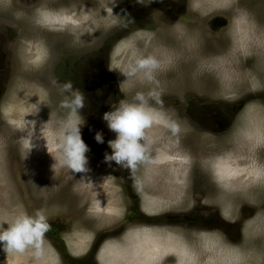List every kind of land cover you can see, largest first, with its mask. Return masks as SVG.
Instances as JSON below:
<instances>
[{"label":"rangeland","instance_id":"374dc122","mask_svg":"<svg viewBox=\"0 0 264 264\" xmlns=\"http://www.w3.org/2000/svg\"><path fill=\"white\" fill-rule=\"evenodd\" d=\"M211 1H199L201 9L198 0H0V224L6 229L15 216L37 211L51 224L39 260L31 248L7 254L0 247V264H132L125 256L141 251L145 237L161 228L180 234L178 244L197 241L199 249L201 244L207 249L212 243L221 245L218 264H264V0ZM42 9L63 17L66 11L72 19L45 21ZM251 13L259 17L254 21L258 28L253 24L248 32ZM123 17L129 21L124 29ZM173 17L184 20L173 25ZM223 18L231 19V25L218 27ZM235 18L241 23L238 40L233 29L234 40L228 33ZM157 47L179 56L187 49L190 62L181 58L178 64L173 58L160 63L155 74L160 79L151 85L139 75L129 79L121 73L139 56L157 58ZM227 49L238 51V61L224 55ZM218 56L225 57L219 61ZM69 81L85 97L79 116L73 117L82 119L81 137L89 148L87 171L81 173L58 163L60 122L69 115L60 107L66 95L60 85ZM153 88L162 102L150 101V107L168 111V120L159 117L155 123H165L162 137L145 136V159L135 169L105 162V154H111L108 142L116 134L107 127L104 113ZM97 132L103 143L96 142ZM254 133L256 137L250 135ZM171 141L182 148L175 151ZM239 156L247 160L245 167L257 171L245 172L244 178L228 175L226 169ZM183 160L184 182H178L185 189L177 195L164 179ZM103 192L115 207L110 202L101 209L95 206L96 195ZM138 202L144 213L135 211ZM113 207L112 216L105 212ZM186 209L190 219L175 217ZM176 237L172 233L169 238L175 242ZM166 256L153 263L176 262V255ZM197 256L185 257L186 264L199 262L204 253Z\"/></svg>","mask_w":264,"mask_h":264},{"label":"clouds","instance_id":"9594fccd","mask_svg":"<svg viewBox=\"0 0 264 264\" xmlns=\"http://www.w3.org/2000/svg\"><path fill=\"white\" fill-rule=\"evenodd\" d=\"M160 67V61L155 56L142 55L129 63L123 72L119 71L129 79L139 75L149 84H155L157 83L155 74ZM112 69L109 67V70ZM60 88L62 93L66 94L60 107L68 110L69 115L60 122L62 133L57 141L60 157L58 163L69 172H85L88 163L85 153L89 148L81 137L82 119L73 118L79 116V110L84 107L85 97L70 81L60 85ZM150 101L162 102L161 93L155 88L149 90L147 94L137 93L132 102L121 100L114 110L104 113L103 120L116 134V138L108 142L111 154H105V162H115L122 168L135 169L136 165L145 159L144 130L156 119ZM94 138L97 143L104 142L100 132H97ZM50 230L51 224L43 212L37 211L35 215L21 213L7 223L6 229L0 224V247L7 254L24 253L31 248L34 257L39 260L44 252L45 236Z\"/></svg>","mask_w":264,"mask_h":264},{"label":"bare ground","instance_id":"6f19581e","mask_svg":"<svg viewBox=\"0 0 264 264\" xmlns=\"http://www.w3.org/2000/svg\"><path fill=\"white\" fill-rule=\"evenodd\" d=\"M199 1H201V0H198V2H197V4L199 3ZM211 1V0H210ZM213 1H215L214 3H215V5L217 4V2L216 1H221V0H212L211 2H213ZM211 2H209V3H211ZM225 2H226V0H225ZM229 3H230V0L228 1ZM237 2H239V1H237ZM236 2V3H237ZM241 2V1H240ZM219 3V2H218ZM203 4H205V3H203ZM220 4V3H219ZM46 5V4H45ZM44 5V6H45ZM199 6H200V3L198 4ZM209 5H211V4H209ZM213 5V4H212ZM214 5V6H215ZM225 5H226V3H225ZM223 6V5H222ZM41 7V6H40ZM43 7V6H42ZM208 7V6H207ZM238 7V6H237ZM200 8L201 9H203L201 6H200ZM209 8V7H208ZM226 9H227V6L225 7ZM242 8H245V7H243L242 6ZM205 9H207V8H205ZM213 9V8H212ZM211 9V10H212ZM222 9H223V7H222ZM237 9V8H236ZM235 9V10H236ZM238 9H241V8H238ZM237 9V10H238ZM39 10H41V9H39ZM43 10H45V11H43ZM50 10V9H49ZM49 10H46V9H42V17H43V19L46 21V20H49V21H54V22H57V23H62V22H65V21H70L71 19H72V17L71 16H67V15H70V14H67V12L66 11H64V16L65 17H63L62 16V14H60L59 12H53V11H49ZM210 10V11H211ZM216 10V9H215ZM219 10V9H218ZM243 10V9H242ZM221 11V10H220ZM224 11V10H223ZM244 11V10H243ZM246 11V10H245ZM78 12V11H77ZM204 12H206V11H204ZM218 12V11H217ZM240 12V11H239ZM69 13V12H68ZM76 13V12H75ZM91 13V12H90ZM207 13V12H206ZM220 13V12H219ZM232 13V12H231ZM242 13H244V12H242ZM250 13V12H249ZM80 14V13H79ZM239 14H241V13H239ZM76 15H78L77 13H76ZM84 15V17L86 16L85 15V13L83 14ZM237 15H238V11H237ZM246 15H248V14H246ZM245 15V16H246ZM256 15V14H255ZM239 16V15H238ZM250 16V15H249ZM251 16H252V13H251ZM253 17V16H252ZM255 17V16H254ZM80 18H82V17H80ZM78 19V18H77ZM76 19V20H77ZM83 19V18H82ZM75 20V19H74ZM89 20H91V19H89ZM255 20V19H254ZM83 22H86L87 21V17H85V21H84V19L82 20ZM252 21H253V18H252ZM252 21L250 20L249 21V24H247V26L245 27L246 29H247V31L248 32H253V23H252ZM88 22H90V21H88ZM256 22V21H255ZM92 24V23H91ZM53 25V24H52ZM248 25H249V27H248ZM84 26V25H83ZM240 26H241V23H240V19H237V18H235V23H234V26H233V36H235V39H237L238 40V37H240V34H239V31H240V29H237V28H240ZM257 27V26H256ZM176 30H177V28H176ZM182 30V29H181ZM184 30V29H183ZM182 30V31H183ZM180 32V31H179ZM144 34H147L146 32H143ZM185 35H188V34H185ZM185 37V36H184ZM194 38V37H193ZM197 38H199V37H197ZM263 38H264V34H263ZM184 40V39H183ZM190 40V39H189ZM189 40H187L185 43H187ZM233 40H234V38H233ZM160 41V40H159ZM241 41V40H240ZM199 42V41H198ZM197 42V43H198ZM235 42V41H234ZM237 42V41H236ZM161 43V42H160ZM195 44V43H194ZM200 44V43H199ZM236 44V43H235ZM237 44H238V42H237ZM161 45V44H160ZM193 45V44H192ZM234 45V44H233ZM162 46V45H161ZM160 46V47H161ZM186 46H188V44L186 45ZM200 46V45H199ZM261 46H263L264 47V41H262V43H261ZM166 47V46H165ZM241 47V46H240ZM235 48H236V50H238L237 48L238 47H236L235 46ZM165 49H167V48H158L157 47V51H158V60H160V63L163 65V64H168V63H171V60L174 58V59H177L178 57H180L179 55H180V53L179 52H177V51H172V52H169L168 50H165ZM234 49V48H233ZM127 50V49H126ZM135 50V49H134ZM132 51V50H131ZM155 51V50H154ZM132 53V52H131ZM228 55V56H231L232 57V59L234 60L235 58V60H237L238 58H240L241 56L238 54V51H233L232 49L230 50V51H227V52H224V55H226V54ZM237 54L239 55V56H237ZM122 55V54H121ZM185 56V55H184ZM203 56V55H202ZM223 57H225V56H218V59H219V61H221V59L223 58ZM182 58H183V54H182ZM124 59V58H123ZM122 59V60H123ZM181 59V58H180ZM127 60V59H126ZM126 60H125V63H126ZM178 60V59H177ZM185 60V57H184V59H183V61ZM241 60V59H240ZM243 60V59H242ZM187 61V60H186ZM185 61V62H186ZM238 61V60H237ZM174 62V61H173ZM178 62V61H177ZM176 62V63H177ZM190 62V61H189ZM188 62V63H189ZM199 62V61H198ZM203 62V61H202ZM242 62V61H241ZM123 63V62H122ZM181 62H179L178 64H180ZM175 64V63H174ZM182 64H183V62H182ZM239 64V63H238ZM121 65V64H120ZM119 65V66H120ZM127 65H128V63H127ZM171 65V64H170ZM177 65V64H176ZM241 66V65H240ZM162 67V66H161ZM165 67V66H164ZM164 67H163V71H164ZM183 67V66H182ZM200 67V66H199ZM123 68V67H122ZM169 68V67H168ZM170 68H171V66H170ZM121 69V68H120ZM197 69V68H196ZM227 69V68H226ZM230 69V68H229ZM228 69V70H229ZM237 69V68H236ZM238 69H240L239 67H238ZM160 70V69H159ZM232 70V69H231ZM243 69H241V71H242ZM162 71V70H161ZM167 71H169V70H167ZM167 71L165 72V73H167ZM190 71H191V69H190ZM194 71V70H193ZM197 72H198V70H196ZM238 71V70H237ZM170 72V71H169ZM200 72V71H199ZM202 72V71H201ZM240 72V71H239ZM196 73V72H195ZM157 74V73H156ZM200 74V73H199ZM216 74V73H215ZM225 74V73H224ZM227 74V73H226ZM225 74V75H226ZM241 74V73H240ZM239 74V75H240ZM245 74V73H244ZM160 75V74H159ZM159 75H157V76H159ZM163 75V74H162ZM165 75V74H164ZM194 75H196V74H194ZM121 76V75H120ZM171 76V75H170ZM197 76H198V74H197ZM140 77V76H139ZM124 78V77H123ZM141 78V77H140ZM163 79H165L164 77H162ZM172 78V77H171ZM176 78V77H175ZM196 77H194V79H195ZM198 78H199V76H198ZM202 78V77H201ZM248 78V77H247ZM139 79V78H138ZM157 79V78H156ZM160 79V78H159ZM159 79H157V81L159 80ZM168 79V78H167ZM128 80V79H127ZM137 80V79H136ZM191 80H193V79H191ZM134 81V80H133ZM161 81V80H160ZM160 81H159V83H160ZM171 81V80H170ZM169 81V82H170ZM175 82L177 81V80H174ZM173 81V82H174ZM200 81V80H199ZM203 81V80H202ZM124 82H126V80L124 81ZM129 82V81H128ZM128 82H127V85H128ZM132 84H133V82L132 81H130ZM140 82V81H139ZM194 82H195V80H194ZM162 83H164V82H162ZM166 83V82H165ZM167 83H168V81H167ZM169 84V83H168ZM177 84V83H176ZM175 84V85H176ZM193 84V83H192ZM201 84V83H200ZM136 85V84H135ZM135 85H133L134 86V88L136 87ZM149 85V84H148ZM148 85H146V86H148ZM151 85V84H150ZM173 85V84H172ZM171 85V86H172ZM125 86H126V84H125ZM130 86V85H129ZM169 86V85H168ZM167 86V87H168ZM229 86H231V85H229ZM142 87H143V85H142ZM151 87H153V86H150V88ZM163 87V86H162ZM178 87V86H177ZM221 87V86H220ZM233 87H235V86H233ZM172 88V87H171ZM215 88V87H214ZM225 88H227V89H229L228 87H225ZM232 88V87H231ZM230 88V89H231ZM136 89V88H135ZM142 89V88H141ZM174 89V88H173ZM223 89V88H222ZM232 89H234V88H232ZM235 90V89H234ZM230 91V90H229ZM231 91H233V90H231ZM226 93V92H225ZM228 93V92H227ZM152 108V107H151ZM153 109V111H154V113H155V116H156V119L153 121V123H152V126H150L148 129H146V130H144V134H145V136H147V137H150V138H152V136L153 137H155V139H158V138H161L162 137V135H163V132H164V130H165V123H159V124H156L155 125V123H157L160 119H159V117H163V120H166L167 118H166V116H167V113H168V111L165 109V108H163V109H161V108H159V109H154V108H152ZM166 118V119H165ZM168 120V119H167ZM161 121V120H160ZM165 122V121H164ZM154 124V125H153ZM171 130V129H170ZM172 131V130H171ZM111 132V131H110ZM167 132V131H166ZM170 132V131H169ZM176 132V131H175ZM180 132V131H179ZM178 132V133H179ZM184 133V132H183ZM173 134V133H172ZM182 134V133H181ZM185 135V134H184ZM251 136H254V137H256V133H254V134H250ZM164 136H166V135H164ZM168 136H170V135H168ZM173 136H176V135H173ZM113 138H116V135L115 136H113ZM146 138V137H145ZM170 138V137H169ZM172 138V137H171ZM168 139V138H167ZM166 139V140H167ZM180 139V138H179ZM255 139H257V138H255ZM146 140V139H145ZM149 140H151V139H149ZM148 140V141H149ZM169 140V139H168ZM174 140V139H173ZM182 140H184V136H183V138H182ZM181 140V141H182ZM152 141V140H151ZM162 141H164V140H162ZM177 141V140H176ZM147 142V141H146ZM141 143H143V140H141ZM168 143V142H167ZM171 143V145H173L174 146V149H175V151H177V150H180V148H182V147H180V148H178V146L176 145V142H173V141H171L170 142ZM180 143V142H179ZM180 145H181V143H180ZM183 151V150H182ZM202 152H203V150H202ZM190 153V152H189ZM185 154H186V152L184 153V151H183V153H181V156L182 157H185ZM201 154V153H200ZM232 153H230V155H231ZM176 156V155H175ZM189 156H190V154H189ZM187 157H188V155H187ZM221 157H224L223 155L221 156ZM218 158V157H217ZM186 159V158H185ZM190 159H191V157H190ZM188 160V159H187ZM187 160H183L181 163H177L176 165H173V167L171 168V170L169 169V170H167V177H166V179H164V181H166V182H168V187L170 188V187H172V188H170V189H173V190H175V192L174 193H176L177 195L178 194H181L182 193V191H183V185L181 184V183H179L178 181L179 180H181V182H184V181H182L183 180V178H184V176H185V167H186V161ZM212 161V160H211ZM220 161V160H219ZM245 165L246 164H238L236 161H234V167H232L233 166V164H232V166H230V168H227L226 169V171L225 172H227V174L229 175V174H233V175H237V176H239L240 178L242 177V175H244V173L245 172H249V171H251V173L253 172V171H257V170H253V168L250 170V167H245ZM227 167V166H226ZM232 167V168H231ZM217 169V168H216ZM221 169V168H220ZM224 170L225 169H223V172H224ZM259 171H260V169H258ZM222 171V170H221ZM258 171V172H259ZM224 172V173H225ZM261 172H263L264 173V171H261ZM260 173V172H259ZM262 174V173H261ZM89 175L91 176L92 175V178H94V175H93V172L91 171V173L89 172ZM96 175V174H95ZM97 176V175H96ZM246 176V175H245ZM227 177V176H226ZM229 177V176H228ZM231 177V176H230ZM238 177V178H239ZM249 177V176H248ZM237 178V177H236ZM242 178H244V177H242ZM101 180V179H100ZM245 180V179H244ZM93 181H94V179H93ZM103 181V180H102ZM102 181H100V182H102ZM103 182H105V180L103 181ZM240 182H241V180H240ZM104 184H106V183H104ZM165 184V183H164ZM238 185H239V183H238ZM165 186V185H164ZM166 188V187H165ZM185 189V188H184ZM100 191H102V190H100ZM164 191V190H163ZM168 191V190H167ZM181 192V193H180ZM88 195H89V193H88ZM105 196V197H104ZM107 195H105V193L103 192L101 195H96V197L98 198V200L96 201L95 200V206L97 205V206H100V209L102 208V207H104L105 206V204H107V203H112V205L115 207V205H114V203L112 202V201H110V197L108 196V198L106 197ZM167 196H168V194H167ZM166 196V197H167ZM85 197V196H84ZM170 197V196H169ZM172 197V196H171ZM170 199V198H169ZM171 199H173V197L171 198ZM92 202V201H91ZM100 203V204H99ZM114 207L112 208V209H110V210H103V211H105L107 214L108 213H110V215L113 213V212H115L114 211ZM107 208V207H106ZM227 211V210H226ZM101 213V212H100ZM102 215V214H101ZM100 214H99V216H101ZM103 216V215H102ZM112 216V215H111ZM104 217V216H103ZM105 217H107L108 218V215L107 216H105ZM251 225V224H250ZM94 227L95 226H92V228H91V230L90 231H93V229H94ZM252 227V226H251ZM164 229V230H163ZM154 230H155V228H154ZM151 231V230H150ZM181 231V230H180ZM147 232V231H146ZM153 232H155V231H153ZM152 232V233H153ZM166 233H168V235L166 234ZM175 234V236H178L179 237V235L180 234H177L174 230H172V231H169V230H167L166 231V229L165 228H161V230L160 229H157V231H156V233L155 234H153V235H150L149 237L148 236H146L145 237V241H146V244H145V246H143L142 247V249H141V251H139V252H135V250H134V252L135 253H132V252H130L129 254H128V256H125V258L124 259H126V263H128L129 261H133V263L132 264H152L153 262H154V260H155V258H157L158 260H159V258L160 259H164L165 258V256L166 255H168V256H171V257H174L175 255V257H176V262L174 263V264H186V260H185V257L187 258V259H190L191 257L190 256H196V255H199V257H200V255H203V253H204V256H202L201 258H200V261L199 262H197V263H195V264H218V261L221 259V250L219 249L220 248V246L219 245H215V243H212L213 244V246L211 245L210 246V248L211 249H207V244H206V246L204 247L202 244L200 245V249H199V243H197L196 244V242L197 241H195V244H193V242L192 243H190V242H186V243H180V244H178V242H180V239H181V237H176V239H175V242H172L171 240H170V235L171 234ZM161 235H164V236H166L167 235V237H161ZM209 235V234H208ZM138 237V236H137ZM211 237V236H210ZM136 238V237H135ZM143 238V237H142ZM203 238H206L205 236L203 237ZM137 239V238H136ZM171 239H173V238H171ZM207 239H208V237H207ZM211 239V238H210ZM209 239V241H211ZM121 240V239H120ZM138 240V239H137ZM144 240V239H143ZM142 240V241H143ZM185 240V239H184ZM197 240V239H196ZM139 242L141 241V239H139L138 240ZM144 242V241H143ZM212 242V241H211ZM215 242V241H214ZM133 243V242H132ZM136 242H134V244H135ZM142 243V242H141ZM145 243V242H144ZM189 243V244H188ZM207 243V242H206ZM209 243V242H208ZM113 244V243H112ZM209 244H211V243H209ZM216 244H217V242H216ZM220 244V243H219ZM136 245H137V243H136ZM136 245H135V247H136ZM190 245V246H189ZM130 246V245H129ZM133 247V246H132ZM141 247V246H140ZM224 247V246H223ZM222 247V248H223ZM118 248V247H117ZM119 248H120V245H119ZM131 248V247H130ZM134 248V247H133ZM138 248V247H137ZM197 248V249H196ZM115 249V248H114ZM127 249V248H126ZM129 249V248H128ZM225 249H226V246L222 249V251H224L225 252ZM228 249H230V248H228ZM242 249V248H241ZM108 250V249H107ZM113 250V249H112ZM116 250H118V249H116ZM115 250V251H116ZM124 250V249H123ZM106 251V250H105ZM111 251V250H110ZM127 251V250H126ZM126 251L125 252H123V253H125V254H127L126 253ZM129 251H131V250H129ZM228 251H231V250H228ZM113 252V251H112ZM111 252V253H112ZM118 252V251H117ZM120 252H122L121 251V249H120ZM128 252V251H127ZM223 252V253H224ZM110 255H111V253L110 252H108ZM116 253V252H115ZM122 253V254H123ZM220 253V254H219ZM222 253V254H223ZM107 254V253H106ZM196 254V255H195ZM225 254V253H224ZM109 255V256H110ZM113 255V254H112ZM117 255H119V254H117ZM124 255V254H123ZM173 255V256H172ZM105 256V255H104ZM108 256V255H107ZM106 256V257H107ZM154 256V257H153ZM223 256H225V255H223ZM103 257V256H102ZM111 257V256H110ZM123 257V256H122ZM167 257V256H166ZM198 256H197V258H199ZM107 259H109V257L107 258ZM111 259V258H110ZM166 259V258H165ZM192 259V258H191ZM106 260V259H105ZM113 260V259H112ZM116 260V259H115ZM162 260H161V264H162ZM170 260V259H169ZM109 261V260H108ZM117 261H119V260H117ZM191 261V260H190ZM198 261V260H197ZM215 262V263H214ZM154 263H156V261L154 262ZM153 263V264H154ZM158 263V262H157ZM160 263V262H159ZM236 263V262H235ZM108 264H110V262L108 263ZM112 264V263H111ZM117 264V263H116ZM166 264H168V263H166ZM190 264V263H189Z\"/></svg>","mask_w":264,"mask_h":264},{"label":"flooded vegetation","instance_id":"af4514ba","mask_svg":"<svg viewBox=\"0 0 264 264\" xmlns=\"http://www.w3.org/2000/svg\"><path fill=\"white\" fill-rule=\"evenodd\" d=\"M10 2V1H9ZM173 5H175V4H173ZM172 5V6H173ZM16 8V7H15ZM22 8V7H21ZM172 11H173V9H172ZM253 18V21H252V23L254 24V26H257V24H255V22L254 21H256L257 23H258V18L259 17H252ZM263 18V17H262ZM179 19L181 20V22H182V20H184L183 18L181 19L180 17H173L171 20V23L173 24V25H178L180 22H179ZM255 19V20H254ZM217 20V19H216ZM125 21H126V19L123 17L122 18V20H121V22L123 23V25L121 26L123 29H124V27H125ZM250 21V20H249ZM127 23H129V21L127 20L126 21ZM215 22V21H214ZM217 22H218V27H222V25H224V26H228L229 25V23H230V25H231V19H230V22L228 21V19H221V20H217ZM263 24H264V18H263ZM262 27H264V25L262 26ZM257 28H258V26H257ZM260 28H261V26H260ZM232 29L233 28H231V26H230V28L228 29V33H230V37L233 39V37H232ZM167 47V46H166ZM172 50H175V49H172ZM186 50L187 49H184L183 50V52H184V55H183V59H184V57H185V63L187 64L188 62H189V60H190V53H189V51H187L186 52ZM227 51H230V50H226L225 52H227ZM195 55H193V58H195L194 57ZM180 58H182V56H180V57H178L177 59L178 60H176V62L178 61L179 62V59ZM107 73L108 74H111L110 73V71L107 69ZM113 79V78H112ZM103 140H104V138H103ZM105 141V140H104ZM250 149V148H249ZM250 155H254V154H250ZM239 158H240V156H239ZM236 162L238 163V164H244L245 162H247V160L246 159H244V161H243V159H236ZM246 164V163H245ZM115 200V199H114ZM205 206V205H204ZM206 207V206H205ZM207 207H210V206H207ZM212 207H216V206H214V205H212ZM134 208L136 209L135 211H141V212H143L144 213V211L142 210V208H141V205H140V203L138 202V205H136V206H134ZM130 212H134V211H132V209L130 208V210H129ZM179 213H182V212H180V211H178L176 214L175 213H173V214H175L176 216L175 217H178V216H184L185 218H187V219H190L191 217L190 216H188V211H187V209H186V211L183 213V214H179ZM167 214H169V215H172L173 216V214L171 213V212H169V213H167ZM190 214V213H189ZM170 221V220H169ZM204 222H206V223H208V224H205V225H210V226H215V227H218L217 225H215L213 222H208V221H204ZM191 222H188L187 224H189V225H192V224H190ZM206 227V226H205ZM94 258H95V255H94ZM96 260V259H95Z\"/></svg>","mask_w":264,"mask_h":264}]
</instances>
